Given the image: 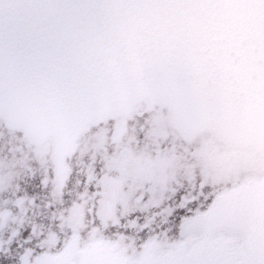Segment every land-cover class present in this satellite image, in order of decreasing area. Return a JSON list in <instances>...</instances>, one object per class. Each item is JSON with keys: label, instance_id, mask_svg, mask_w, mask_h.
<instances>
[{"label": "flooded vegetation", "instance_id": "flooded-vegetation-1", "mask_svg": "<svg viewBox=\"0 0 264 264\" xmlns=\"http://www.w3.org/2000/svg\"><path fill=\"white\" fill-rule=\"evenodd\" d=\"M144 108L140 101L134 110ZM154 121V138L177 139L170 114L157 109ZM185 141L182 151L154 152L149 145L136 143L126 116H115L88 124L71 150L60 154L54 152L50 136L33 141L0 118V254L7 252L10 239H16L14 234L23 228L32 231L27 242L19 241L21 245L55 248L59 239L63 247L45 257L58 259L70 251L79 260L69 264L99 255L120 264H138L149 256L166 258L177 248L199 244L198 234L171 244L152 237L137 251L131 236L125 242L123 235L104 231L114 223L120 233L127 228L134 234L142 225L160 232L166 227V208L175 203L181 170L190 172L193 167L215 180L232 182L239 192H261L263 156L230 146L209 130ZM188 145H195L190 153ZM216 161H223V166L217 168ZM133 209L142 217L140 223L129 216ZM94 219L101 221L100 226L93 225ZM208 240L232 252L240 245V236L232 233L219 232ZM11 248L17 251L16 244Z\"/></svg>", "mask_w": 264, "mask_h": 264}, {"label": "snow or ice", "instance_id": "snow-or-ice-1", "mask_svg": "<svg viewBox=\"0 0 264 264\" xmlns=\"http://www.w3.org/2000/svg\"><path fill=\"white\" fill-rule=\"evenodd\" d=\"M108 7L106 0H0V118H17L37 103L41 79L46 78L63 93L59 118L83 123L105 111H119L128 118L138 145L147 144L154 152L182 151L185 137L214 119L215 107L194 86L179 83L173 70L146 60L124 68L81 73L75 79L57 72L55 66L64 63V34L73 31L84 18ZM141 97L145 108L135 111ZM157 109L170 114L177 139L153 137ZM194 147L188 145V153ZM185 157L191 160L187 153ZM215 163L217 168L223 166V161ZM178 182L175 203L166 208L168 219L160 232L142 225L134 234L127 228L120 233L114 223L104 231L123 235L125 242L131 236L137 251L152 237L170 244L191 234L201 237L199 244L177 248L166 258L146 257L142 264H264V228L258 233L250 231L249 204L232 182L215 180L200 167L190 172L181 170ZM27 191L25 188V194ZM137 212L133 209L129 216L140 223L142 217ZM100 224L99 219L93 220L94 226ZM31 231L23 228L14 234L16 239H10L7 252L0 254V264H69L70 260H79L70 251L58 259L45 257V253L63 247L59 239L55 248L39 243L21 245L19 241L27 242ZM218 232L241 235L242 247L232 252L221 244L210 243L208 238ZM12 244L17 245L15 253ZM81 264L109 262L91 260Z\"/></svg>", "mask_w": 264, "mask_h": 264}, {"label": "water", "instance_id": "water-1", "mask_svg": "<svg viewBox=\"0 0 264 264\" xmlns=\"http://www.w3.org/2000/svg\"><path fill=\"white\" fill-rule=\"evenodd\" d=\"M106 3L108 8L84 18L64 34V63L55 66L57 72L75 79L97 69L109 71L152 60L173 70L179 83L194 86L212 100L214 119L191 136L209 130L230 146L246 147L264 157V0ZM40 88L37 103L21 116L4 120L33 141L50 136L56 153H68L88 124L124 116L119 111H105L83 123L67 121L59 118L63 93L58 85L42 78ZM140 101L144 98L137 103ZM260 187L258 194L240 192L249 204L253 233L264 228V178ZM239 236L237 251L244 243ZM91 260L120 264L102 255L85 259Z\"/></svg>", "mask_w": 264, "mask_h": 264}]
</instances>
